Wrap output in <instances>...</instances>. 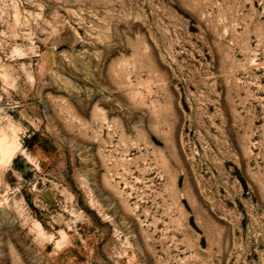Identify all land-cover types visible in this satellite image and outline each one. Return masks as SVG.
Here are the masks:
<instances>
[{"label":"rangeland","instance_id":"1","mask_svg":"<svg viewBox=\"0 0 264 264\" xmlns=\"http://www.w3.org/2000/svg\"><path fill=\"white\" fill-rule=\"evenodd\" d=\"M0 264H264V0H0Z\"/></svg>","mask_w":264,"mask_h":264}]
</instances>
